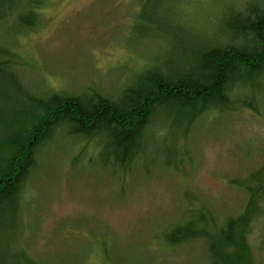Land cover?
Masks as SVG:
<instances>
[{
    "label": "rangeland",
    "instance_id": "obj_1",
    "mask_svg": "<svg viewBox=\"0 0 264 264\" xmlns=\"http://www.w3.org/2000/svg\"><path fill=\"white\" fill-rule=\"evenodd\" d=\"M229 2L46 0L35 27L16 36L13 32L21 29L12 20L5 32L16 36H11V47L38 68L37 77L30 73L35 92H44V80L55 91H117L133 71L141 74L153 66L155 57L171 62L182 52L175 50L200 44L202 31L213 23L214 30L219 18L228 16ZM178 5L182 12L185 6L184 15L193 25L181 19ZM162 34L169 41L156 39ZM0 43H5L1 36ZM249 91L256 100L253 109L215 115L187 137L162 131L126 180L124 170L117 179L111 167L98 172L100 159L91 164L86 159L74 162L73 151L68 158L55 154L57 165L38 175L32 202L22 211L25 248L43 264H78L80 256L86 264L103 257L111 264H205L202 243L171 247L167 238L190 221L191 208L217 222L242 211L246 196L241 184L264 165V77ZM66 142L72 146L80 139ZM196 225L197 230L206 227L203 220ZM13 226L11 216L0 224L1 249L7 236L13 238ZM251 243L257 264H264V216ZM85 247L96 252L86 253Z\"/></svg>",
    "mask_w": 264,
    "mask_h": 264
},
{
    "label": "trees",
    "instance_id": "obj_2",
    "mask_svg": "<svg viewBox=\"0 0 264 264\" xmlns=\"http://www.w3.org/2000/svg\"><path fill=\"white\" fill-rule=\"evenodd\" d=\"M45 1L36 4L31 0H0V22L13 18L17 27L31 30L38 23V10ZM218 22H222L224 40L189 45L178 50L184 52L178 53L177 60L165 62L157 58L158 64L153 65L159 68H144L146 71L142 70L141 74L133 71L130 87L117 98L95 88L82 94L72 92L73 99L60 98L59 95L68 93L55 90L38 93L24 89L11 78V70L4 65L10 48L0 45V224L9 216L21 218L24 206L30 205L25 200L29 194L27 182L40 173L39 159L52 152L67 158L71 151L76 152L74 162L86 159L93 164L100 159L98 172L111 167L113 178L117 179L124 170L126 180L141 166L147 151L140 143L152 114L179 116L184 122L174 123L177 127L173 124L161 128L157 133L179 130L177 134L182 137L198 127L194 116L199 108L216 106L224 111V107L223 115L237 112L228 108L229 103L240 102L237 97L234 99L235 93L240 92L237 86L246 83L248 87L264 77V2L248 0L238 11L220 17ZM242 109L253 107L245 104L239 110ZM163 124H154L153 128ZM58 128L66 135L54 142L52 135ZM67 137L80 139V143L70 146L66 144ZM103 139L109 143L107 148L99 142ZM57 143H64L63 149H53ZM106 151L110 154L105 156ZM141 152L142 158L133 162L131 159ZM115 157L119 163L113 167L109 161ZM245 179L241 188L246 198L239 214L217 222L205 210L209 218L191 208L192 218L171 230L168 244L177 247L203 240L208 246L205 264H255L250 236L264 210V165ZM197 218L216 231L197 230ZM7 237L4 248L0 245V264H43L28 252L25 243L18 246L13 238Z\"/></svg>",
    "mask_w": 264,
    "mask_h": 264
},
{
    "label": "bare ground",
    "instance_id": "obj_3",
    "mask_svg": "<svg viewBox=\"0 0 264 264\" xmlns=\"http://www.w3.org/2000/svg\"><path fill=\"white\" fill-rule=\"evenodd\" d=\"M41 0H31V2L32 3H39ZM172 1V0H171ZM175 1V0H174ZM177 1V0H176ZM241 1H242V3H241ZM246 1H248V0H230V2L227 4V8L225 9V11H227L228 12V17L232 14V13H234V12H236V11H238V9H240L243 5H245L246 4ZM255 1H259V2H264V0H255ZM241 3V4H240ZM184 5V4H183ZM181 8H183V6H179L178 5V10H180V13H181V19L185 22V23H189V24H191V25H193L194 23H192L191 21H189V19H188V17H187V15H184L185 14V12H184V9H185V6H184V9H183V12H182V10H181ZM9 17H11V15H9ZM9 17H8V19H9ZM7 19V20H8ZM4 20H6V19H4ZM12 20H14L13 18L12 19H10V20H8V21H2V22H0V30H7V29H11L12 28V24H11V28H9V26H8V28H7V25L9 24V23H11L12 22ZM186 20V21H185ZM182 21V22H183ZM214 24V23H213ZM213 24L211 25V27H209L208 29V31H202V39H201V41H200V45L201 44H203L204 42H206V41H211L213 44H216V43H219V42H221L222 40H224L223 39V37H222V35H224V33H222L223 32V30H220L221 28H222V22L219 24V22L218 23H215V28H214V30L212 29V27H213ZM216 25H218V26H216ZM16 26V25H15ZM19 28V27H18ZM21 29V31H19V32H13L14 34H17V33H21V32H25V31H28V29L29 28H20ZM218 30H219V33H218ZM204 32V33H203ZM9 33V32H8ZM7 33V31L1 36V37H3V40L5 41V43H0V45H5L6 47H8V48H10V54H9V57L7 58V59H4V61H6V63H4V65H6L7 67H9V69L11 70L10 72V74H11V78L15 81H17L18 82V84H19V86H21V87H23L24 89H28V90H35V89H33V87L35 86V84H37V83H34L33 81H32V76L33 77H37L38 76V74H39V70H38V68L35 66V64H31V62H29L28 61V59L20 52V50L19 49H17V48H13V47H11V45H10V41H11V36H14V37H16V36H18L19 34H17L16 36L15 35H10V34H8ZM26 33V32H25ZM222 33V34H221ZM24 36V35H23ZM157 37V38H156ZM155 38L158 40V39H161V41L162 42H165V39L163 38V34L162 35H160V36H156ZM165 37V36H164ZM166 38V40L167 41H169V39H168V37H165ZM166 43V42H165ZM165 45V44H164ZM0 47H2V46H0ZM184 47H187V46H185L184 45ZM7 48V49H8ZM160 48H163V47H160ZM156 49V48H155ZM159 49V48H158ZM175 51H178V50H175ZM182 52H184V51H182ZM182 52H181V54H182ZM171 54V53H170ZM170 54H168V55H170ZM178 53H176V57H175V59L177 60L178 58ZM159 59V56L158 57H155L154 58V61H153V64H158L157 63V61H156V59ZM174 59V58H173ZM151 62V61H150ZM161 67V66H160ZM148 68H159V66L158 65H153L152 66V64L150 65V66H148V67H146L145 69L147 70ZM144 70V69H143ZM146 70H144V71H146ZM30 73H31V75H30ZM41 82H43V81H41ZM44 82L47 84H45L44 86L43 85H41V88L42 89H44V93H46V91H48L49 89H48V82L47 81H45L44 80ZM129 83V82H128ZM128 83L127 82H122L121 83V85H120V87L118 88V90L116 91V90H109V91H107V92H102V91H100L99 90V92L100 93H103V94H107L108 96H111L110 95V92L111 91H113V97L112 98H117L118 96H121V95H123V94H125V92H126V90H127V88L128 87H130V85H128ZM254 84V83H253ZM253 84H251V85H249L248 87L246 86V83H242V84H240V85H238L237 87L239 88L238 89V91L237 92H239L238 94L237 93H235V95H234V99H236V97H237V99L240 101V102H233V103H229V106H228V108L230 109H237V110H239L240 108H241V106L242 105H245V104H249V105H251L253 108L254 107H256L257 105H256V103H255V99L253 100V99H251L250 97H249V89L253 86ZM56 91H58V92H64V93H68V95H66V96H61V95H59V97L60 98H62V97H64L65 99H73V98H75V97H70V96H73L72 94H74V93H70V91H59V90H56ZM38 94V93H37ZM37 94H35V95H37ZM240 94V95H239ZM237 95H239V96H237ZM44 96V95H43ZM49 96H51V95H47L46 97H49ZM53 96V95H52ZM51 96V97H52ZM114 96H116V97H114ZM45 97V98H46ZM249 97V98H248ZM248 99H250V100H248ZM217 107L216 106H212V107H209V106H205V107H202V108H199L196 112H197V114H196V116H194V117H197L196 119H198L197 120V122H199L198 124H196L197 126H201L205 121H207V120H209L211 117H214L215 115H223L222 114V112H225L226 113V109H223L224 107H222V110H224V111H220V109L218 110V109H216ZM173 118V119H172ZM168 120H170V121H168ZM149 123H148V126L145 128V130H144V135H143V138H142V142L140 143V147H142V148H149V146H150V144L152 143V141H153V139L155 138V137H157L160 133H157L161 128H170V127H172V125L174 124V123H177L178 125H180L182 122H184V121H181V119L179 118V116H177V117H175V116H168L166 113H164V112H157V113H155V114H152V117L150 118V120L148 121ZM159 123H165V124H163V125H161V126H159V127H156V128H153V125L154 124H159ZM176 124V125H177ZM175 125V124H174ZM175 125V126H176ZM174 126V127H175ZM177 127V126H176ZM59 130H54V134L52 135V139H53V141L54 142H58L59 141V139L60 140H62L64 137H63V135L65 134L66 135V133H64V132H62V128H58ZM61 130V131H60ZM193 131V130H192ZM177 133H180L179 132V130H178V132ZM183 137H187V135H186V133L185 134H183ZM68 138V140L69 139H74V138H70V137H67ZM65 140H67V139H65ZM99 142H103L102 144H103V147L104 148H107L108 147V145H109V143H108V141L105 139H103L102 141H99ZM58 144V143H57ZM60 144V143H59ZM56 145V148H61L62 149V147L63 146H61V145ZM97 145H98V142H97ZM57 154V153H56ZM142 158V152L141 153H138V154H136L135 156H134V158L133 159H131L133 162H135V161H137V160H139V159H141ZM55 161H57V157H56V155H55V153L54 152H52V153H50L48 156H45V158L44 159H39V163L41 164V166H40V173L38 174V175H47V174H49L50 173V170H49V172H47V170H46V168L49 166V165H57V163H55ZM109 162H113V167H115L116 165H118V163H119V158H117V157H115V158H112L111 159V161H109ZM127 162H129V160H127L126 162H124V163H127ZM43 166V167H42ZM51 167H49V169H50ZM45 169V170H44ZM34 176V178H31V180L29 181V182H27V187L29 188V194L27 195V197H26V202L28 203V202H32V201H30V200H32V190H34L33 189V183L35 182V179L38 177V176H36V175H33ZM33 180V181H32ZM244 194H245V196H246V193L244 192V191H242ZM195 211V210H194ZM196 212V211H195ZM264 216V210H262V216L261 217H263ZM13 219V221H14V226H13V228L11 229L12 231H13V240L16 242V244L18 245V246H21L22 245V243L24 244V242H23V229H22V226H21V218L18 216V217H15V218H12ZM197 221H200V220H197ZM204 222V221H203ZM20 223V226H18L17 224H19ZM198 223V222H197ZM195 228H197V225L195 226ZM206 228V229H205ZM204 228V230L205 231H207V232H210V229L208 228V225H206V227ZM211 233V232H210ZM196 242H200V243H202V246H203V249H204V251L206 252V251H208V246H207V244L202 240H194V241H191V242H189V243H187V244H190V243H196ZM250 242H251V236H250ZM22 247H23V245H22ZM86 248V247H85ZM85 251V250H84ZM86 253H90V252H96L95 250H93V249H87L86 248ZM10 253H13V250L12 251H10ZM98 253H99V250H98ZM252 254H253V258H254V262H255V264H257V259L255 258V254H254V250H253V248H252ZM76 261H77V259H76ZM94 261H96V260H94ZM78 264H86V261H81V256L79 257V260H78V262H77ZM97 264H111V262L109 261V260H107L105 257H103L102 259H99L98 258V263Z\"/></svg>",
    "mask_w": 264,
    "mask_h": 264
}]
</instances>
